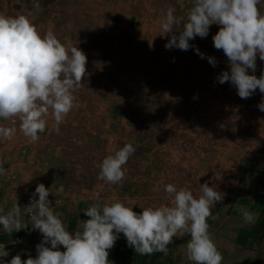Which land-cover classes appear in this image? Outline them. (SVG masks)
I'll use <instances>...</instances> for the list:
<instances>
[{
	"label": "rangeland",
	"instance_id": "1",
	"mask_svg": "<svg viewBox=\"0 0 264 264\" xmlns=\"http://www.w3.org/2000/svg\"><path fill=\"white\" fill-rule=\"evenodd\" d=\"M193 3L0 0V15H25L41 34L52 31L88 58V75L74 93L79 107L59 133L51 116L40 133L49 161L45 172L59 176L62 194L94 200L99 194L138 213L142 207L172 206L167 184L196 196L205 182L220 191L264 143V111L258 108L264 93L257 89L241 99L231 82L217 80L230 71L228 58L213 44L219 25L212 24L206 38L190 40L187 51L165 48L171 38L161 35L167 9L186 16ZM208 56L217 59L215 67ZM256 63L259 77L264 60L258 57ZM129 143L136 152L125 165L123 182L106 184L97 165Z\"/></svg>",
	"mask_w": 264,
	"mask_h": 264
},
{
	"label": "clouds",
	"instance_id": "2",
	"mask_svg": "<svg viewBox=\"0 0 264 264\" xmlns=\"http://www.w3.org/2000/svg\"><path fill=\"white\" fill-rule=\"evenodd\" d=\"M212 24L220 26L213 36L214 47L223 51L230 66V71L217 77L218 82H231L241 99L250 98L257 89L264 93V74L259 77L254 74L257 58L264 60L261 0H194L186 16H177L174 9L168 8L161 21V35L171 34L165 48L189 50L193 47L190 40L197 36L206 38ZM195 50L205 58L199 48ZM207 59L213 67L218 63L214 56ZM87 62L80 48L62 43L52 31L41 34L27 16L0 15V120L15 125L14 118H19V130L29 143L38 142L39 133L45 132L48 126L49 116L54 120V131L59 133L68 114L79 107L74 93L88 75ZM258 108L264 111V100ZM16 132L15 126L0 124V138L11 140ZM135 152L136 148L129 143L106 156L97 165L98 178L106 184L120 185L126 176L125 165ZM4 163L0 160V176L7 175ZM62 192V188L52 192L41 183L23 213L19 205H13L6 214L0 215L5 233L28 229L31 225L32 230H39L43 236L34 258L29 255L27 260H22L17 254L10 261L0 260V264H112L109 250L120 233L140 255L167 254L174 237L188 235V261L193 264L223 262L208 220L218 218L212 209L226 194L207 182L201 185L199 196L188 188L169 183L165 192L172 199V206H141L143 211L139 213L123 202L102 204L97 194V202L83 210L89 219L81 221L74 232L67 230L49 200L50 193L57 196ZM240 211L244 224L256 223V213L244 208ZM60 246L66 250L61 251ZM5 247L0 244V258L9 255Z\"/></svg>",
	"mask_w": 264,
	"mask_h": 264
},
{
	"label": "crops",
	"instance_id": "3",
	"mask_svg": "<svg viewBox=\"0 0 264 264\" xmlns=\"http://www.w3.org/2000/svg\"><path fill=\"white\" fill-rule=\"evenodd\" d=\"M129 1L132 4L137 0ZM262 5L264 0H261ZM14 119L15 125L11 121L0 120L2 125L17 128L11 140L0 138V160L5 161L4 167L7 169V175L0 176V215L6 214L13 205H19L23 213L41 183L52 192L60 189L59 176L45 172L49 161L41 134L38 142L29 143L28 138L19 130V118ZM220 191L226 195L212 209L213 215L218 218H209L208 223L212 238L224 257L222 264H264V143L255 146L254 153L244 160L240 173ZM90 197H68L64 193L56 196L50 193L49 200L53 211L60 213L67 230L74 232L81 221L89 219L83 210L97 202L94 197ZM99 202L112 204L118 202V199L112 202L107 197H101ZM241 208L257 214L255 224L243 223ZM42 239L39 230H32L31 225L28 229L13 231L11 234L5 233L0 225V244H4L9 253L0 260L10 261L17 254L21 255L22 260H27L29 255L34 258L37 255L36 246ZM189 240L188 235L183 238L174 237L173 243L168 245L167 254L155 252L140 255L120 233L114 247L109 250V260L112 264H193L188 261L186 254ZM60 250L66 249L60 246Z\"/></svg>",
	"mask_w": 264,
	"mask_h": 264
}]
</instances>
